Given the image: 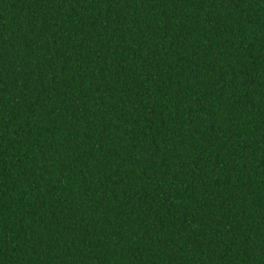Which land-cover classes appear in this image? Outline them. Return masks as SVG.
I'll return each mask as SVG.
<instances>
[{"label": "trees", "instance_id": "trees-1", "mask_svg": "<svg viewBox=\"0 0 264 264\" xmlns=\"http://www.w3.org/2000/svg\"><path fill=\"white\" fill-rule=\"evenodd\" d=\"M0 264H264V0H0Z\"/></svg>", "mask_w": 264, "mask_h": 264}]
</instances>
